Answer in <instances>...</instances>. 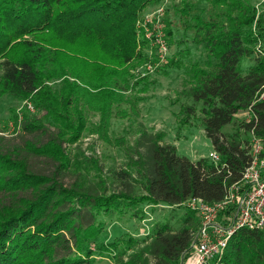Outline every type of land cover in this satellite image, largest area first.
<instances>
[{
	"label": "trees",
	"instance_id": "1",
	"mask_svg": "<svg viewBox=\"0 0 264 264\" xmlns=\"http://www.w3.org/2000/svg\"><path fill=\"white\" fill-rule=\"evenodd\" d=\"M160 1L0 0V95L43 112L34 117L24 109L20 133L0 134V264H93L97 255L116 264H181L199 225L183 203L192 197L223 200L252 162V136L261 141L264 157V57L252 45L254 27L262 33V17L251 0H170L162 19L166 36L189 49L183 41L189 35L204 55L190 64L179 94L201 102L199 122L220 162L179 155L174 144L162 142L163 133L141 126L128 167L117 175L124 180L134 172L143 193L109 190L102 178L64 182L70 160L62 144L87 128L86 109L99 110L104 121L123 100L129 70L148 59L149 40L137 37V25L143 26L145 9ZM69 53L72 64L63 61ZM245 59L253 63L244 69ZM194 108L182 105L181 111L191 116ZM240 111L249 116L236 122ZM230 123L236 129L225 133ZM157 206L185 209L179 224L165 219L141 238L99 240L103 217L129 211L148 219L146 208ZM234 211V205L224 209ZM222 261L264 264V230L237 229Z\"/></svg>",
	"mask_w": 264,
	"mask_h": 264
},
{
	"label": "rangeland",
	"instance_id": "2",
	"mask_svg": "<svg viewBox=\"0 0 264 264\" xmlns=\"http://www.w3.org/2000/svg\"><path fill=\"white\" fill-rule=\"evenodd\" d=\"M251 2L257 10V15L262 17V26H260L262 33L258 35L256 30L258 26L254 27L257 40L252 45L256 54L264 57V0H251ZM169 4L170 0H161L156 5L148 6L143 13V26L137 25L139 34L137 37L143 38L145 28L152 31L154 25L159 23V30L162 32L159 38L166 46V54L160 56L159 43L154 39H148V48L145 50L148 59L129 70L128 89L123 91L125 95L123 100L119 104H114L112 111L107 115L104 114V121L101 120L102 113L99 110H85V127L89 131L85 128L77 140L62 144V151L70 160V165L66 169L67 176L64 178L65 183L71 181L74 176L85 183H95L102 178L109 190L117 191L127 187L134 195L143 193V183L134 172L124 180L117 175V172L128 167L129 156L132 154L130 147L139 134L141 126L151 132L163 133V143L174 144L179 155H185L191 160L207 157L213 151L199 122L202 117L201 102H193L179 94L188 78L187 71L190 64L202 60L204 55L191 43L189 35L183 38L189 49L184 45L178 46L172 38L166 36L162 19L170 11ZM72 48L75 49L73 45H68L69 50ZM179 51H183L185 55L177 54ZM68 57L63 61L72 64L71 53ZM175 62L178 64L176 65ZM252 63L251 59H245L242 67L245 69ZM81 70L89 71L83 69V66ZM29 105L33 107L29 101H18L10 95H0V134L14 136L20 133L24 109H28ZM182 105H193L195 112L187 116L181 111ZM28 110V113L31 112L30 115L34 117H41L43 114L37 112L34 107ZM13 112L16 113L15 118H11ZM248 116L249 113L246 111H240L235 116L236 122L243 121ZM235 125L227 124L223 131L234 132ZM93 127L97 130H93ZM146 209L148 219L143 220L131 215L129 211L103 217L105 227L99 240L110 241L126 234L141 238L145 235L141 234L144 228L149 229L156 221L165 219L177 226L185 210L163 206ZM134 248L132 247L131 251ZM93 264H116V262L111 256L97 255Z\"/></svg>",
	"mask_w": 264,
	"mask_h": 264
},
{
	"label": "built area",
	"instance_id": "3",
	"mask_svg": "<svg viewBox=\"0 0 264 264\" xmlns=\"http://www.w3.org/2000/svg\"><path fill=\"white\" fill-rule=\"evenodd\" d=\"M159 28V23L152 31L145 28V36L159 43L158 53L162 56L167 49L159 38L162 33ZM28 109L33 107L29 105ZM251 140L252 162L244 170L240 183L232 184L223 200L208 203L199 197H192L183 203L195 211L199 225L192 234L190 248L181 264H223L224 249L237 229L264 230V157L260 156L263 148L258 138L252 136ZM207 157L214 163L220 162V155L214 150ZM238 188H241L240 192H236ZM228 205H234L233 214L224 213ZM146 228L141 234L147 233Z\"/></svg>",
	"mask_w": 264,
	"mask_h": 264
}]
</instances>
